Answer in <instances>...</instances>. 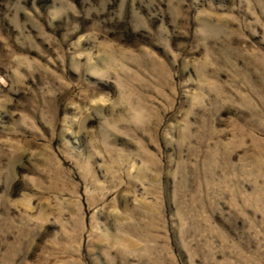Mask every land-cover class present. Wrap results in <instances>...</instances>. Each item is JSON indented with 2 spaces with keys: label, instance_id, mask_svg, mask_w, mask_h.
I'll use <instances>...</instances> for the list:
<instances>
[{
  "label": "rangeland",
  "instance_id": "374dc122",
  "mask_svg": "<svg viewBox=\"0 0 264 264\" xmlns=\"http://www.w3.org/2000/svg\"><path fill=\"white\" fill-rule=\"evenodd\" d=\"M0 264H264V0H0Z\"/></svg>",
  "mask_w": 264,
  "mask_h": 264
}]
</instances>
